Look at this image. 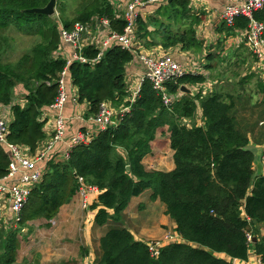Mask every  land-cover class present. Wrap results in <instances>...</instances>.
<instances>
[{
	"label": "trees",
	"instance_id": "trees-1",
	"mask_svg": "<svg viewBox=\"0 0 264 264\" xmlns=\"http://www.w3.org/2000/svg\"><path fill=\"white\" fill-rule=\"evenodd\" d=\"M50 0H0V107L10 109L8 141L27 148L34 155L46 139L45 111H50L58 95V82L66 69L61 47L60 30H71L75 23L84 27L108 19L106 34H122L126 22L115 19L109 0H82L73 17L67 16L63 1L56 0L55 14L32 13L44 8ZM159 18L144 19L138 14L136 35L145 40L159 35L164 51L179 47L199 53L204 43L196 35L204 12H192L190 0H168L151 5ZM147 7V6H146ZM264 23V7L254 15ZM172 20L180 27L174 28ZM248 21L237 18L226 32L245 30ZM154 27V31L149 30ZM37 37L38 41L21 53L15 61H5L12 47V32ZM152 36V37H153ZM100 50L95 46L81 49L86 63L67 66L65 83L70 80L76 89V103L86 105V118L95 117L102 103L117 111L113 124L97 130L88 144H76L67 159L51 157L41 181L28 197L19 224L23 233L26 224L36 220L51 221L59 208L78 192L77 178L96 188L100 194L89 209L94 212L93 224L104 228L109 222L119 224L131 199L146 190L150 200L165 206V215L175 224L181 242L171 243L151 256L146 243L134 240L124 227H110L99 239L95 264H233L246 262L250 245L247 234L256 238L253 249L264 264V238H258L264 223V173H255L253 153L248 149L247 132L238 127L235 102L226 103L219 94L199 99L203 126H186L196 103L186 95L170 107L163 106L160 96L144 80L139 93L131 101L126 83V67L136 54L112 45L94 61ZM94 61V62H93ZM202 75L184 74L168 84L175 94L181 86L200 85ZM258 83L264 98V83ZM16 90L23 95V104L14 103ZM264 104V101H263ZM122 110L128 112L122 113ZM262 122V121H261ZM167 127L172 151L173 170H148L143 159L151 154V142L157 130ZM262 160V159H261ZM10 157L0 146V178L6 176ZM23 229H21V228ZM0 224V264H13L19 241L17 231L3 232Z\"/></svg>",
	"mask_w": 264,
	"mask_h": 264
},
{
	"label": "crops",
	"instance_id": "crops-1",
	"mask_svg": "<svg viewBox=\"0 0 264 264\" xmlns=\"http://www.w3.org/2000/svg\"><path fill=\"white\" fill-rule=\"evenodd\" d=\"M245 1L246 0H190L192 12H204L205 14L202 18V22L196 27L197 38L204 43L203 49L199 53L191 51L186 52L180 49L177 52H172L170 50L164 51L159 46L161 40L159 35H156L152 39L147 38L146 42L149 44L152 42L154 45H149L150 47L144 46L139 52L140 54H146L152 57L171 55L176 62L197 69V73L205 78V82L200 85H186L185 87L189 93H182V97L183 95L192 97L197 106L193 119L182 120V124L186 126L192 124L203 126L199 99L205 98L213 93L219 94L226 103L234 101L235 110L236 113H238L239 111L246 110L245 102H243L241 99L242 96H240V90L245 89L244 85L249 79L248 75L263 76L260 80L264 82V66L260 65L257 60L250 55L251 52L242 39L243 30L235 29L229 32L223 30L224 22L220 17L223 9L227 6ZM148 6L152 8L151 5ZM95 26L97 28V23ZM98 31L99 28L97 29V32ZM102 31L103 29H100V32ZM86 46L94 45L90 44ZM66 48H68V50ZM134 51L139 54L136 49ZM61 53L63 58L67 59L72 56L73 50L69 46H63ZM248 54L250 57H248ZM251 57L255 62L253 59H251L252 63L250 62ZM249 62L251 64V74H248L250 72V69L247 67L250 66ZM241 67L248 68V75L236 71L235 68L240 69ZM238 72L243 77L239 81L236 80L239 77ZM144 73V65L138 60L136 55L135 60L126 67V83H128V81L133 83L131 85L133 87L132 90H130L127 84L128 91H131V94L129 93L130 97L141 78L144 76ZM66 91L68 99L64 106L63 115L67 122V130L62 142L56 145L51 152L52 155L58 153V159L63 157L64 153L67 151L68 144L74 136L77 134L94 133L99 127L90 120L92 117L86 118L88 112L87 106L84 104L78 105L76 103V89L71 85L70 80L66 82ZM14 103L16 102L14 101ZM1 115L7 117L6 119L10 123L11 115L8 107H0V116ZM262 122H264V119ZM239 127L243 129L242 125ZM45 132L46 139L41 144L39 150H43L44 143L49 140L50 133L48 131ZM247 135L249 138L248 132ZM263 141L264 136L255 141L254 147L257 146L258 149L264 148ZM169 143L167 127L158 129L154 140L151 142V155L143 159V164L148 170L163 172L173 170L174 163ZM251 146H253V144L249 138L248 147ZM164 153H167L168 161L162 160V155ZM52 155L51 157H53ZM148 160H151L150 163L152 164H150V166H147ZM253 165L256 172L257 166L254 161ZM99 194L100 192L96 189V191L90 195V204L97 200ZM150 195L151 191L146 190L139 197L131 199L127 209L122 214V219L119 224L109 222L106 227L98 228L94 227L93 224V211H90V209L85 210L86 213L88 212L86 219L81 215V209L79 208V204L81 203H79L80 199H78L79 197L76 194L68 203L64 204L66 209L61 210L63 208L62 205L60 211L58 210L57 214L54 216L52 225L60 224L59 226L55 225V227H50V231L42 229L43 227L33 230L28 222L24 229L20 227L23 229V241L19 242L15 262L13 264H25L26 259L28 260V264H95L97 255L99 254V239L107 228L115 226L128 229L137 242L147 244L149 242L160 241L164 246L181 242V238L175 232V224L165 215V206L158 200L151 201L149 198ZM80 215L81 219L77 220ZM3 216L4 219L1 220ZM9 219V214L3 213L0 209V223L4 224V220H6L5 224L8 223L10 228ZM17 227L18 226L13 230L17 231L19 228ZM47 234L55 235L56 241L62 240L66 246V248L62 249V253L57 252L59 248L58 243L55 245H49L47 243V236H45ZM26 239H30L31 243H25ZM34 239H37V241H34ZM253 239L256 240L255 238ZM67 240L71 241V245L66 242ZM76 242H81V247L83 248L82 255L79 252L74 255L71 251V248H75L72 243ZM34 243L36 244V251L32 255H29L26 253V248L27 246L31 247ZM249 251L252 253V256L248 254V261L257 264L259 259L255 251L253 249ZM20 254L21 257L25 255V258L19 260Z\"/></svg>",
	"mask_w": 264,
	"mask_h": 264
},
{
	"label": "built area",
	"instance_id": "built-area-1",
	"mask_svg": "<svg viewBox=\"0 0 264 264\" xmlns=\"http://www.w3.org/2000/svg\"><path fill=\"white\" fill-rule=\"evenodd\" d=\"M109 1L113 6L114 18L124 20L126 26L122 34H106L103 31V33L100 32V29L107 28L109 26V20L104 18L97 22V29L99 28L98 35L100 37L98 49L100 53L94 61H98L104 51L112 45L118 44L122 49L131 50L146 68V74L141 78L132 93L131 101L137 96L135 91H139L143 81L147 80L151 83L153 90L160 96L163 106L170 107L174 103L179 102L182 98V93L180 90H177L175 94H170L168 92V84L187 73L198 75L197 69L182 65L176 62L171 56L163 55L160 57H152L146 54H137L134 51L136 43V20L140 9L146 4H165L168 0ZM263 7L264 0H246L245 2L225 7L220 14L222 21L229 27L234 25L237 18H245L248 21L247 28L243 30L242 39L252 56L262 66H264V23L256 20L254 15L261 11ZM85 29L86 27L81 24L75 23L71 30H65L63 28L60 30L61 47L59 52H61L63 46H69L72 48L73 54L66 59V69H64L59 78L58 95L54 103L50 106V111H45L40 118V121L46 122L44 131L50 133L49 140L44 143V149H38L34 155H31L27 148L11 144L7 139L9 122L4 115L0 116V146L5 148L10 157L8 172L5 177L0 178V209L4 208L5 205L8 206L7 213L10 218L9 222L15 226H20L23 210L30 192L41 181L46 171L47 162L52 155L51 152L56 145L62 142L66 133L67 123L63 115V110L68 99L65 83L67 66L73 62L86 63V59L81 54L83 47L80 45L81 34ZM121 112L127 113L128 110H122ZM116 114L110 104L106 102L100 105L99 113L90 120L99 126L97 130H102L113 124L112 119ZM96 131L91 134H77L74 136L68 144L67 151L61 158L64 159V157H67L72 145L88 144L96 134ZM261 159L264 163V151L261 153ZM77 183V196L80 199L81 207L87 210L90 205L89 197L96 191V188L85 184L84 179L81 177L77 178ZM247 241L251 247L250 250H252L254 241L250 233L247 234ZM147 244L148 251L153 257L158 256L159 250L164 247L160 241L149 242ZM258 259L257 264H260V258L258 257ZM233 264L254 263L247 260L246 262L234 261Z\"/></svg>",
	"mask_w": 264,
	"mask_h": 264
},
{
	"label": "rangeland",
	"instance_id": "rangeland-1",
	"mask_svg": "<svg viewBox=\"0 0 264 264\" xmlns=\"http://www.w3.org/2000/svg\"><path fill=\"white\" fill-rule=\"evenodd\" d=\"M61 1H63L65 6H66L67 16L68 17H73V15L75 13V10L77 9L79 3L82 0H61ZM158 13H159V15L156 14L155 8H153V7L151 8L147 4L144 5L140 9V16H142L144 19H146L147 17H151V16H157L159 18H162L161 16L164 13V9L160 10ZM55 17H58V13H57L56 9H55ZM171 23L174 25V28L180 27V24H178L179 23L178 20H172ZM154 29H155L154 27H150L149 28V30L151 32H153ZM10 36L13 39L12 47H13L14 50L8 52L6 54V56H5V59H4L5 61H10V62L11 61H15L16 58L21 53H23L26 49H29L30 47H32L35 44V42L38 41L37 37L25 36L22 33L14 32V31L10 34ZM152 36L153 35H151V37H148V38L152 39V38L155 37V36H153V37ZM143 41H145V40H142V41L139 40L137 35H136V45H135L134 49H136V51L138 53L142 50V47L144 48V42ZM98 42H100V37L98 35L96 26L95 25L88 26V27L86 26V29L81 34V39H80L81 47L92 44V45H94V46H96L98 48ZM66 49L68 50V48H66ZM178 50H179V47H174L170 51L177 52ZM250 55L252 56V54H250ZM169 56H171V55H169ZM248 57H250L249 54H248ZM252 57L250 58V62L251 63H252L251 59L254 58V57L253 58ZM250 62H249L250 66H247L250 69V72L248 74H251V64H250ZM254 62H255V60H254ZM248 68L241 67L240 69H237V68H235V69H236V71H239V72H241L244 75H248L247 74ZM251 75H248L249 79H248L247 83H245V85H244L245 89L240 90V96H242L241 99L243 100V102H245V109L246 110L245 111H241V112L239 111L237 113V115H236V119H237L238 127L240 125H242L243 129L246 130V132H248V134H249V138L252 141L253 146L248 147V148L251 151H253L252 153H253V156H254V159H255V158L258 157V155L256 154L258 147L257 146L254 147L255 141L261 139L262 136H264V122H261L264 119V104H263L264 98H263V93H262L261 89L258 87V83L259 82H262L261 84H263L264 82L260 80L261 77L263 78V76L259 77V76H254V75L251 76ZM242 78L243 77L239 73V77L236 80L239 81ZM127 84L129 86L130 90H132L133 87L131 85L133 83L131 81H128ZM128 93L131 94V91H128ZM22 98H23V95L21 94V92L19 90H16L14 101L16 103L22 105L23 104V101H22L23 99ZM113 111L117 113V111L115 109H113ZM73 146H75V145H72V147ZM263 147H264V145H263ZM260 149H262V151H264V148H260ZM58 155L59 154L56 153V154H53L52 156L55 157V159H58V157H57ZM167 156H168L167 153H164L162 155V158H163L162 160L168 161L167 160L168 159ZM67 158H68V155H67V157H64V159H67ZM150 162H151V160H148L147 166H150V164H152ZM255 176H256V174L254 173V175L252 177V180L255 178ZM79 203H80V200H79ZM79 205H80L79 208L81 209V215L84 216L85 219H86V217L88 216V214H87L88 212L86 213L85 209H83L81 207V204H79ZM90 205H89V207H90ZM64 209H66V206L63 204V208L61 210H64ZM1 211L3 213H7L8 206L5 205L4 208H1ZM59 211H60V208H59ZM81 215L77 218V220L81 219ZM3 219H4V216L1 217V220H3ZM6 220H4V224L0 223L2 230H4L3 231L4 233H7L8 231L13 230L16 227L15 225L10 224V228H9V224L8 223L5 224ZM52 220L51 221H47V220L41 219V220L31 221L30 222V226L32 227L33 230H35V228L39 229V228L43 227L42 229H47L48 231H50V229H51L50 227H55V225L56 226L60 225V224H55L53 226L52 225V222H53ZM5 227H7V228H5ZM259 231H260V233H259L258 238H261V237L264 238V223L260 226ZM22 235H23V233L21 231H19V228H18L16 236H17V240L19 242L23 241V236ZM45 236H47L46 239H47V243L49 245H55V244L58 243V245H59V248H58V251H57L58 253H62V249L66 248L65 244L62 242L61 239L59 241H56L55 235L47 234ZM252 239H253V237H252ZM34 241H37V239L36 240L34 239ZM253 241H254V239H253ZM66 242L69 245H71V241L70 240H67ZM25 243L29 244V243H31V240L30 239H26ZM72 245H74V247H75V248H71V251L73 252L74 255H76L78 252L81 255L83 254V252H82L83 248L81 247V242L72 243ZM93 246H95V245H93ZM89 250H90V248H89ZM35 251H36V244L35 243H34V245H31V247L27 246V248H26V253H28L29 255H32ZM249 256H252L251 252H250ZM22 258H25V255H22V257H21V254H20L19 260H21ZM26 260H25V264H28V260L27 261Z\"/></svg>",
	"mask_w": 264,
	"mask_h": 264
},
{
	"label": "water",
	"instance_id": "water-1",
	"mask_svg": "<svg viewBox=\"0 0 264 264\" xmlns=\"http://www.w3.org/2000/svg\"><path fill=\"white\" fill-rule=\"evenodd\" d=\"M55 3H56V0H50L44 8L33 9V10H31V12L36 13V14H43L46 16H52L55 14ZM179 90L181 93H189V91L186 89L185 86H181ZM251 152H253V151H251ZM261 153H262V149L257 148L256 154L258 155V157L254 159V163L257 166L256 172H255L256 176L263 175V173H264V170H262V169H264L263 168L264 163L261 160ZM254 242H255V240H254Z\"/></svg>",
	"mask_w": 264,
	"mask_h": 264
},
{
	"label": "bare ground",
	"instance_id": "bare-ground-1",
	"mask_svg": "<svg viewBox=\"0 0 264 264\" xmlns=\"http://www.w3.org/2000/svg\"><path fill=\"white\" fill-rule=\"evenodd\" d=\"M144 69H145V73H144V75L146 74V68L144 67ZM188 74V73H187ZM149 82V81H148ZM150 83V82H149ZM151 84V83H150ZM142 85V84H141ZM152 86V85H151ZM140 88H141V86H140ZM153 89V88H152ZM135 93L138 95V93H139V91H135Z\"/></svg>",
	"mask_w": 264,
	"mask_h": 264
}]
</instances>
